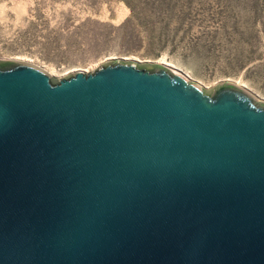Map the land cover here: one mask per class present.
<instances>
[{
    "label": "water",
    "instance_id": "water-1",
    "mask_svg": "<svg viewBox=\"0 0 264 264\" xmlns=\"http://www.w3.org/2000/svg\"><path fill=\"white\" fill-rule=\"evenodd\" d=\"M144 62L0 60V264H264V98Z\"/></svg>",
    "mask_w": 264,
    "mask_h": 264
},
{
    "label": "rangeland",
    "instance_id": "rangeland-1",
    "mask_svg": "<svg viewBox=\"0 0 264 264\" xmlns=\"http://www.w3.org/2000/svg\"><path fill=\"white\" fill-rule=\"evenodd\" d=\"M119 58L264 98V0H0V60L60 79Z\"/></svg>",
    "mask_w": 264,
    "mask_h": 264
},
{
    "label": "bare ground",
    "instance_id": "bare-ground-1",
    "mask_svg": "<svg viewBox=\"0 0 264 264\" xmlns=\"http://www.w3.org/2000/svg\"><path fill=\"white\" fill-rule=\"evenodd\" d=\"M162 63H164V64H166V65H170V66H172V64L171 63H169V62H166V61H163ZM173 67H175V66H173ZM36 68V67H35ZM38 69V68H37ZM41 70V69H40ZM41 71H43V70H41ZM44 72V71H43ZM44 73H46V72H44ZM47 74V73H46ZM236 84H238V85H243V84H241V83H236ZM244 86V85H243Z\"/></svg>",
    "mask_w": 264,
    "mask_h": 264
}]
</instances>
